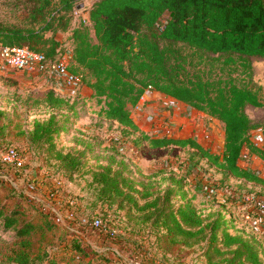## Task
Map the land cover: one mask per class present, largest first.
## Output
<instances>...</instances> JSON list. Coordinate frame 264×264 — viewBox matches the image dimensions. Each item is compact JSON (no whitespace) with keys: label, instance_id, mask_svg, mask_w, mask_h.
Segmentation results:
<instances>
[{"label":"trees","instance_id":"16d2710c","mask_svg":"<svg viewBox=\"0 0 264 264\" xmlns=\"http://www.w3.org/2000/svg\"><path fill=\"white\" fill-rule=\"evenodd\" d=\"M28 3L31 7L26 26H0V43L28 47L52 58L59 47L57 34L72 28L76 0H28ZM87 23L85 26L81 22L73 30L71 71L82 77L92 96L103 101L100 116L118 125L121 139L127 141L129 136L140 132L131 118V109L144 90L153 86L220 121L225 133L224 153L219 158L194 141L155 139L143 132L137 144L145 141L153 149H192L199 161L207 160L226 178L242 182L229 188L230 198L232 193L262 197L248 188V184L264 187L260 171L254 166L242 167L239 160L253 130L246 108H264L263 89L252 87L250 61L254 57L264 58V0H98L90 9ZM48 33L51 38L46 37ZM174 44L223 58L224 71L194 70L190 58L174 48ZM226 68H241L247 74L248 84L226 75ZM87 75L93 79L91 84ZM81 99L80 95L68 98L50 90L42 100L32 104L27 101L28 107L42 106L53 112L48 120L36 121L28 137L33 145L46 147L51 159L70 180L76 175H90L97 205L125 213L134 227L147 230L157 241L167 237L171 245L187 247L207 241L202 255L207 264H264L257 240L263 236L254 232L252 236L232 235L224 227L221 215L207 223L191 200L175 204L173 199L188 186L181 181L174 179L175 187L163 195L151 192L147 184L137 185L118 143L112 142L113 154L108 157L107 165L86 171L87 151L92 145H85L83 151L58 150L56 139L68 121L61 113L75 114ZM60 115L64 120L59 119ZM19 219L18 211L5 214L0 206V229L4 234L14 232L17 238L30 234L33 228L18 227ZM75 251L76 258L85 255L79 245ZM18 263L46 264L32 263L27 257H19ZM47 264H61V261L51 259Z\"/></svg>","mask_w":264,"mask_h":264},{"label":"rangeland","instance_id":"374dc122","mask_svg":"<svg viewBox=\"0 0 264 264\" xmlns=\"http://www.w3.org/2000/svg\"><path fill=\"white\" fill-rule=\"evenodd\" d=\"M96 1L98 0H76V8L79 7L82 11L78 19L73 12L70 30L57 34L58 49L73 50V30L80 26ZM30 7L28 0H0V26L25 27ZM167 18L168 15L164 21ZM87 22L82 23L88 26ZM46 37L51 38L52 35L48 33ZM173 46L190 58L194 70L215 69V73L224 71L223 58L193 52L180 44ZM250 61L253 67L252 87L263 89L264 102V58L254 57ZM8 69L18 79L2 78L0 81V155L7 148H16L25 165L11 178L8 176L9 171L6 174L0 164V206L5 214L18 211V227L29 225L33 230L27 236L17 238L14 237V232L4 234L0 229V264H19V257H27L32 263L46 264L51 259L61 261V264H207L202 256L207 248V241L192 247L171 245L167 237L157 241L146 232L147 230L134 227V223L128 221L125 213L97 205L90 186V175H76L70 180L59 170L56 161L51 159L46 147L33 145L28 135L33 131L35 122L48 120L53 112L42 106L28 107L26 102L32 104L33 101L42 100L49 91L37 83V76L12 68L5 71ZM225 72L226 75L236 78L239 83L248 84L247 74L241 68H226ZM87 81L91 84L93 79L87 75ZM80 102L75 114L61 113L68 121L66 128L56 139L58 150L63 153L75 149L83 151L85 145H92V149L87 151L86 171L91 167L107 165L108 157L113 154L112 142H116L121 145L120 152L131 165L132 177L137 185L147 184L151 186V192L163 195L168 189L175 187L174 179L181 181L183 185L188 186L182 194L173 199L175 204L182 200H191L207 223L221 215L224 227L229 233L252 236L251 227L243 220L238 210L240 205L229 196V188L238 186L236 179L226 178L207 160L199 161L192 149H153L145 141L141 142V145L137 144L138 140H142L141 131L129 136L127 141L121 139L118 125L100 116L104 108L103 101L91 96L81 99ZM246 114L252 121V131L258 128L264 130V108L247 106ZM61 115L59 119L64 120ZM211 123L210 120H204L205 126L213 130L218 128L219 134L223 135V128L219 126L218 121ZM148 135L154 138L153 134ZM251 165L255 166V163ZM199 172L206 174V178ZM54 180L62 183L60 193L64 204H58L48 198ZM32 183L37 187L34 192L29 189ZM204 183L218 192L208 195L204 192ZM69 203H72L76 213L73 222L67 219ZM95 218H100L114 237H102L98 232L92 231L91 223ZM257 240L264 260V238L257 237ZM78 245L85 252L80 258H76L75 247Z\"/></svg>","mask_w":264,"mask_h":264},{"label":"built area","instance_id":"2783aa9c","mask_svg":"<svg viewBox=\"0 0 264 264\" xmlns=\"http://www.w3.org/2000/svg\"><path fill=\"white\" fill-rule=\"evenodd\" d=\"M93 5V4H92ZM91 5V6H92ZM85 6V5H83ZM82 10L77 7L74 12L76 19ZM88 19L83 18L84 23ZM166 24V22H163ZM74 66V52L71 49H58L55 56L48 58L43 53L34 52L28 47L5 46L0 43V70L12 68L19 72H27L37 76L47 84H52L60 90H66L62 96L75 98L91 97L92 91L87 87L80 75L71 71ZM155 106L160 113L151 114L149 109ZM131 118L140 131L153 134L155 139L180 140L181 138L197 142L211 155L222 158L225 146V135L219 134L218 129L213 130L208 126L197 127L198 121L205 119L204 114L190 105L174 99L148 86L142 94L139 102L132 108ZM187 128V134L180 133L181 129ZM251 148L257 152L251 151ZM242 167H249L252 163H260L264 168V130L255 129L250 133L249 143L245 147L241 159ZM0 164L6 174L13 178L24 168L25 162L16 148L10 147L0 155ZM208 195H214L218 191L207 183L203 184ZM62 183L54 180L53 188L48 193V198L58 204H64V198L60 193ZM30 191H36L34 183L29 186ZM229 192V191H228ZM226 193V191H225ZM231 195V193H230ZM34 199V197H32ZM232 201H236L243 208V220L251 226L258 236H264V197L256 195L238 196L231 195ZM35 200V199H34ZM67 219L75 221L76 213L72 203H69ZM92 231L98 232L102 237H114L104 226L100 218L93 219Z\"/></svg>","mask_w":264,"mask_h":264},{"label":"crops","instance_id":"0c3cea01","mask_svg":"<svg viewBox=\"0 0 264 264\" xmlns=\"http://www.w3.org/2000/svg\"><path fill=\"white\" fill-rule=\"evenodd\" d=\"M84 18H86V19H89V14L86 16V17H84ZM56 40H58V39H56ZM11 72V70H9L8 69V71L6 70H4V71H2V70H0V81H2V78H5V79H7V78H14L15 80H17L18 79V77H16V76H14V74H11L10 73ZM36 80L37 81H39V82H37V83H39V85L40 86H45L46 87V90L47 91H50V90H53V91H55L57 94H61V95H63V94H65L66 93V90H60V89H58L56 86H54V85H52V84H47V83H45L43 80H39V79H37L36 78ZM59 90V91H58ZM0 94H2V91H0ZM149 112L151 113V114H158V113H160L159 112V110L155 107V106H153V107H151L150 109H149ZM204 114V113H203ZM204 116L206 117L205 119H207V120H210L212 123L211 124H215L216 123V121H218V120H216V119H213V118H211V117H209L208 115H206V114H204ZM205 119H203V120H201V121H198V123H197V127L199 128V127H201V126H203L204 125V120ZM218 124H219V126H222V128H223V135H225V133H224V125L220 122V121H218ZM139 129V128H138ZM218 129V128H217ZM140 130V129H139ZM219 131V130H218ZM141 132H143V131H141ZM189 132V130L187 129V128H184V129H181L180 130V133H182V134H187ZM221 132V131H220ZM144 133H146V132H144ZM147 134H149V133H147ZM176 141H193V140H189V139H185V138H181L180 140H176ZM197 143V142H196ZM225 144V143H224ZM240 163V162H239ZM240 165H241V163H240ZM242 166V165H241ZM262 165L260 164V163H255V166L254 167H256L259 171H260V174H261V176L264 178V168L263 167H261ZM252 167V165L250 166V168ZM238 181V180H237ZM242 182L241 181H238V185L239 184H241ZM248 188H251L252 190H255V192H259L261 195L260 196H262V197H264V187H261V186H255V185H251V184H248ZM257 190V191H256ZM239 210V212H240V215H242L243 216V208H241L240 207V209H238ZM264 237V236H263Z\"/></svg>","mask_w":264,"mask_h":264}]
</instances>
